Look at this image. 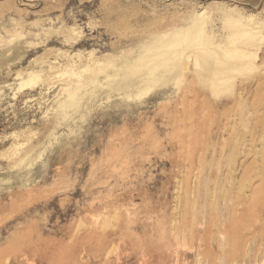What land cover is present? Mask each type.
I'll list each match as a JSON object with an SVG mask.
<instances>
[{"label": "rangeland", "instance_id": "1", "mask_svg": "<svg viewBox=\"0 0 264 264\" xmlns=\"http://www.w3.org/2000/svg\"><path fill=\"white\" fill-rule=\"evenodd\" d=\"M0 264H264V0H0Z\"/></svg>", "mask_w": 264, "mask_h": 264}]
</instances>
